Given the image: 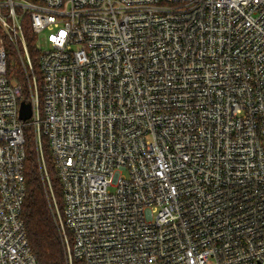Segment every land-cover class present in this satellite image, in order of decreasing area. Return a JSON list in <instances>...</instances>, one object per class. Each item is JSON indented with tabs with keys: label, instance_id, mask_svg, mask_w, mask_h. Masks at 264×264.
Returning <instances> with one entry per match:
<instances>
[{
	"label": "built area",
	"instance_id": "built-area-1",
	"mask_svg": "<svg viewBox=\"0 0 264 264\" xmlns=\"http://www.w3.org/2000/svg\"><path fill=\"white\" fill-rule=\"evenodd\" d=\"M2 9L0 264H41L21 217L25 126L48 178L46 136L61 182L65 264H264V0Z\"/></svg>",
	"mask_w": 264,
	"mask_h": 264
},
{
	"label": "trees",
	"instance_id": "trees-1",
	"mask_svg": "<svg viewBox=\"0 0 264 264\" xmlns=\"http://www.w3.org/2000/svg\"><path fill=\"white\" fill-rule=\"evenodd\" d=\"M27 47L38 71V50L35 47L36 35L32 32L30 20L22 22ZM8 74L17 81H24L25 74L20 65L10 67ZM22 98L30 99L28 89L23 91ZM29 130H26V129ZM25 138L24 176L26 195L21 217L29 244L41 264H65L63 243L56 224L57 210L62 211L63 193L53 156L46 136H42L41 144L46 165L47 177L40 168L34 131L31 126L23 129Z\"/></svg>",
	"mask_w": 264,
	"mask_h": 264
},
{
	"label": "water",
	"instance_id": "water-1",
	"mask_svg": "<svg viewBox=\"0 0 264 264\" xmlns=\"http://www.w3.org/2000/svg\"><path fill=\"white\" fill-rule=\"evenodd\" d=\"M32 105L31 102L22 100L20 103L19 117L21 120L25 121L31 117Z\"/></svg>",
	"mask_w": 264,
	"mask_h": 264
},
{
	"label": "rangeland",
	"instance_id": "rangeland-1",
	"mask_svg": "<svg viewBox=\"0 0 264 264\" xmlns=\"http://www.w3.org/2000/svg\"><path fill=\"white\" fill-rule=\"evenodd\" d=\"M0 1H3V0H0ZM0 12L4 13L5 10L2 9ZM8 63L10 67H18V65H20L18 54L14 50H11L10 48H8ZM26 130H29V129L27 128Z\"/></svg>",
	"mask_w": 264,
	"mask_h": 264
}]
</instances>
